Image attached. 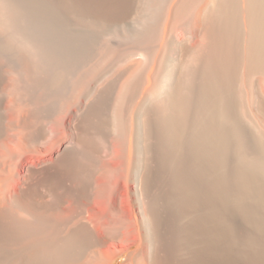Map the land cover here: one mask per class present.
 I'll list each match as a JSON object with an SVG mask.
<instances>
[{
    "label": "bare ground",
    "instance_id": "bare-ground-1",
    "mask_svg": "<svg viewBox=\"0 0 264 264\" xmlns=\"http://www.w3.org/2000/svg\"><path fill=\"white\" fill-rule=\"evenodd\" d=\"M60 3L0 0V264H264V0Z\"/></svg>",
    "mask_w": 264,
    "mask_h": 264
},
{
    "label": "rangeland",
    "instance_id": "rangeland-1",
    "mask_svg": "<svg viewBox=\"0 0 264 264\" xmlns=\"http://www.w3.org/2000/svg\"><path fill=\"white\" fill-rule=\"evenodd\" d=\"M14 1H17V0H14ZM49 2H51V3H53L54 5H55V7H56V9L57 10H63L61 7H60V2L62 1V0H48ZM87 10V9H86ZM67 17V16H66ZM67 19L69 20V21H71L72 23H75V20H74V18L73 17H71L70 16V18L69 17H67ZM98 20V18L94 15V14H92V13H88V21L89 22H96ZM235 223H236V226H237V228L240 230V231H243L244 229H245V226H244V224L241 222V220H239V219H236L235 220ZM122 261H123V258H120L117 262H116V264H121L122 263Z\"/></svg>",
    "mask_w": 264,
    "mask_h": 264
}]
</instances>
